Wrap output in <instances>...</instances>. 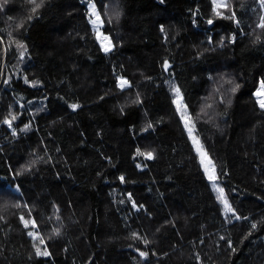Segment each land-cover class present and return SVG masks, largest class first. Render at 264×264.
Listing matches in <instances>:
<instances>
[{"label": "trees", "instance_id": "1", "mask_svg": "<svg viewBox=\"0 0 264 264\" xmlns=\"http://www.w3.org/2000/svg\"><path fill=\"white\" fill-rule=\"evenodd\" d=\"M92 1L0 0V264H264V5Z\"/></svg>", "mask_w": 264, "mask_h": 264}, {"label": "snow or ice", "instance_id": "2", "mask_svg": "<svg viewBox=\"0 0 264 264\" xmlns=\"http://www.w3.org/2000/svg\"><path fill=\"white\" fill-rule=\"evenodd\" d=\"M4 2L6 3L7 0H4ZM29 3H31L33 5L31 11L32 13H35L44 3V0H39V2H37V0H28ZM261 4L264 5V0H260ZM212 4H213V11L215 12L216 15H222L221 12L217 11L218 9H223V8H228L229 5L228 3H226V0H212ZM91 14L92 16L95 17V19H93L91 21V23L94 25V26H97L99 24H102L103 21L101 19V16H100V13L96 10V6L95 4H92L91 5ZM235 17V12L232 13V16L231 17H228V18H234ZM29 19H31V17H29ZM261 24H260V27L261 28H264V17L261 18ZM209 24H212L213 21L212 20H209L208 21ZM236 23L238 24L239 21L237 20ZM98 39H100L102 42L103 41H106V40H109V37L107 36H103L102 34L99 35L97 37ZM21 47H23L22 45H20ZM110 47L105 45L104 46V51L105 52H108L110 51ZM126 86H128V81L126 80H123L121 79L120 83H119V87L121 89L125 88ZM236 87H239V85H236ZM173 91L175 92L176 94V97L177 99L174 101V103L176 104L177 106V111L181 113V117L182 119L185 120V126L187 127L188 124H189V119L187 117H185L184 113L186 111V106L183 105L182 103V96H181V93H180V89L178 87L174 88ZM233 91H235V88L233 89ZM256 96L259 98L258 99V103H259V106L261 109H264V81H261L260 83V89L257 91L256 93ZM73 108L77 107L76 105H73L72 106ZM12 119H16L15 116L12 117ZM6 123H8L9 125H11V121H5ZM27 127V126H26ZM149 127H151V125H149ZM189 132L191 133V128H189ZM198 152H201V155H202V158H201V163L205 165V172L207 173L208 175V179L210 181H215L217 179V176L215 174V166L213 165L212 161L210 160V158L207 157V153L205 152H202V149L198 147ZM138 154L139 155H146L147 158H152V154L151 153H140L139 150H138ZM205 161H207L205 163ZM32 163H35V161H33ZM121 179H123V177H121ZM3 186H0V188H2ZM213 187L216 188L217 190V199L220 200L224 206H225V211L226 212H231V213H235V210L228 204L227 202V199L226 197L224 196V189L223 188H219L215 183L213 184ZM15 207H20V205H15ZM234 218L235 219H240L239 216H235L234 214ZM21 219L23 220L24 218L21 217ZM25 223V226L27 227L29 221H24ZM33 224L35 223L34 221L32 222ZM253 228L256 227L255 224L252 225ZM55 234H59V230L57 229ZM30 236H33V233H29ZM133 236L135 237L136 234H133ZM39 239V242L41 244L44 243V240L40 237H36ZM145 243H147V241H145ZM36 254L37 255H41V256H47V255H50V253H48L47 251H41L39 247L36 248ZM142 256H145L147 255V253H141Z\"/></svg>", "mask_w": 264, "mask_h": 264}, {"label": "rangeland", "instance_id": "3", "mask_svg": "<svg viewBox=\"0 0 264 264\" xmlns=\"http://www.w3.org/2000/svg\"><path fill=\"white\" fill-rule=\"evenodd\" d=\"M86 3H87V7H88L89 20H90V22H91L93 19H95V17L92 16V14H91V5L94 4V2H93L92 0H86ZM96 10H97V9H96ZM91 25H92V27H93V29H94L95 37H96V39H97V41H98V43H99L101 49L104 51V46H105V45L109 46L110 49H111V47L113 46V45H112V41H111L109 35H108L107 33H105V32L102 30V24H99V25H97V26H94V25L91 23ZM101 34H102L103 36H107V37H109V40H106V41H103V42H102L100 39L97 38V37H98L99 35H101ZM121 79L126 80L125 77L120 76V77L118 78V82H119V83H120ZM166 83H167V87H168V89H169L170 93L172 94L173 99H174V101H175V100L177 99V97H176V94H175V92L173 91V89L176 88V87H178V86H177L176 82L174 81V79H172V78L167 79ZM259 89H260V84H259L257 90L255 91V97H256L257 102H258V99H259V98L256 96V93H257V91H258ZM182 103H183V105H185V103L183 102V99H182ZM258 104H259V103H258ZM175 106H176V104H175ZM185 106H186V105H185ZM176 109H177V106H176ZM178 114H179V116L181 117V113L178 112ZM184 115H185V117H187V118L189 119V124H188L187 127L185 126V120L182 119V117H181V119H182V122H183V124H184V127L186 128L187 133H188V134L190 135V137H191V140H192V142H193V144H194V148H195V150L198 152L197 149H198V147H199V148L202 149V152H205V149H204L203 143H202V141H201V139H200V137H199V135H198V133H197V130H196L195 124H194V122H193V120H192V118H191V115H190V112H189L187 106H186V111H185ZM189 128H191V133L189 132ZM205 153H206V152H205ZM198 154H199V157H200V160H201V158H202L201 152H198ZM207 157H208V156H207ZM208 158H209V157H208ZM206 162H207V161H205V163H206ZM202 165H203V167L205 168V165H204V164H202ZM206 174H207V173H206ZM212 182H213V184L215 183V184L217 185V183H216L215 181H212ZM217 186H218V185H217Z\"/></svg>", "mask_w": 264, "mask_h": 264}]
</instances>
